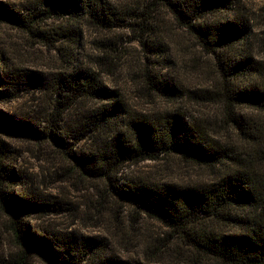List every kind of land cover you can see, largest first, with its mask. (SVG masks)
Segmentation results:
<instances>
[{"label":"trees","instance_id":"trees-1","mask_svg":"<svg viewBox=\"0 0 264 264\" xmlns=\"http://www.w3.org/2000/svg\"><path fill=\"white\" fill-rule=\"evenodd\" d=\"M157 1L205 52L215 56L221 82L214 90L204 91L202 98L221 104L230 126L255 139L236 108L247 105L264 113V83H240L261 71L249 55L231 53L251 30L244 15L232 12L236 0ZM222 13L225 15L221 16ZM66 15L102 30L122 22L141 30L150 27L147 17L138 13L134 15L142 16L140 21L125 22L121 12L105 0H27L15 7L0 1V23L41 39L47 38L42 29L45 20ZM144 83L149 92L165 99H179L183 94L173 82L157 73L144 74ZM31 85L50 95L51 108L42 117L27 118L0 110V132L25 136L62 151L82 175L102 180L103 190L114 198L135 205L172 228L197 255L218 264H264V172H259L248 152L242 155L214 139L200 122L186 121L178 112L131 115L117 92L104 86L90 71L76 67L48 77L7 65L0 56V102L19 97ZM95 98L107 103L87 112L83 120L66 121L68 112L80 100ZM83 134L93 136L96 148L77 154L73 150L75 143L68 138ZM11 152L0 139V210L7 216L8 230L18 247L13 264H30L29 259L36 254L51 264H147L108 254L101 239L30 228L26 217L55 209L22 188L21 176L9 161ZM167 155L210 168L217 181L178 187L117 177L118 167L125 162ZM237 209L244 213H237ZM206 221L237 226L241 231L233 234L210 230Z\"/></svg>","mask_w":264,"mask_h":264},{"label":"rangeland","instance_id":"rangeland-1","mask_svg":"<svg viewBox=\"0 0 264 264\" xmlns=\"http://www.w3.org/2000/svg\"><path fill=\"white\" fill-rule=\"evenodd\" d=\"M0 1L15 7L27 0ZM105 1L121 12L125 22H138L145 16L150 27L141 30L122 22L120 26L102 30L87 22H77L68 15L52 16L43 22L47 38L41 39L0 23L3 62L48 77L51 73L70 72L76 67L95 73L104 86L117 92L131 115L178 112L186 121H198L207 127L214 139L242 155L248 152L251 162L259 172H264V113L247 105L236 108L245 118L249 132L255 136V139L248 138L230 126L221 104L202 98L204 91L214 90L221 82L215 56L205 52L159 1ZM232 12L236 16L244 15L251 30L247 39L231 53L249 55L261 71L243 78L240 83L246 85L254 80L264 83V0H236ZM137 13L142 16L135 17ZM146 73H157L169 79L183 94L171 100L149 92L144 83ZM44 91L31 85L28 92L19 97L0 102V110L18 117H42L52 103L50 95ZM106 103L107 100L98 98L82 99L68 112L66 121L83 120L87 112ZM0 139L12 150L9 161L21 176L22 188L55 209L48 214L34 213L26 217L30 228L101 239L107 245L108 254L131 262L218 264L197 255L172 228L104 191L102 180L82 175L62 151L21 135L0 132ZM68 141L75 143L73 150L77 154L96 148L92 135H78ZM117 177L178 187L204 186L217 181L210 168L176 155L125 162L118 167ZM235 211L244 213L240 209ZM206 222L210 230L233 234L241 231L237 226ZM17 250L8 230L7 216L0 210V264H13ZM29 263L51 264L37 254Z\"/></svg>","mask_w":264,"mask_h":264}]
</instances>
